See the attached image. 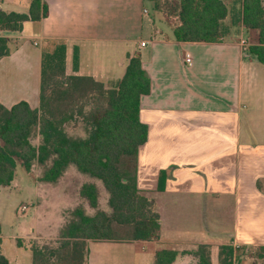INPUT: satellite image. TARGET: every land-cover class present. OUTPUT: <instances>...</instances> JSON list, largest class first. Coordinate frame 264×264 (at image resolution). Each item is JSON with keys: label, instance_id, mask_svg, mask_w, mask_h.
Masks as SVG:
<instances>
[{"label": "crops", "instance_id": "obj_1", "mask_svg": "<svg viewBox=\"0 0 264 264\" xmlns=\"http://www.w3.org/2000/svg\"><path fill=\"white\" fill-rule=\"evenodd\" d=\"M30 1L0 0V10L27 13ZM223 1L229 33L218 42L176 41L177 17L167 22L146 0H42L45 17L24 22L19 32L0 30L9 42L8 55L0 58V104L7 109L20 101L39 109L46 42L65 45V76L114 86L137 56L149 79V92L139 98L147 136L137 150L136 188L153 201L159 233L146 241L86 240V264H155L161 250L176 252L170 264H197L192 252L200 246L210 264H222V246L231 249L230 264H262L253 251L264 247V65L238 44L240 35L258 44V31L239 20L242 0ZM24 171L33 186L15 167L11 184L0 192L25 191L35 217L41 174ZM66 171L82 180L77 194L84 208V183H94L107 200L99 181L70 166ZM160 173L165 177L158 190ZM2 224L0 219V251L10 264H31L29 240L53 237L31 229L5 238Z\"/></svg>", "mask_w": 264, "mask_h": 264}, {"label": "trees", "instance_id": "obj_2", "mask_svg": "<svg viewBox=\"0 0 264 264\" xmlns=\"http://www.w3.org/2000/svg\"><path fill=\"white\" fill-rule=\"evenodd\" d=\"M46 13L42 0H31L27 13L0 10V30L19 32L24 22L38 21ZM174 13L179 21L172 31L176 41L218 42L229 33L223 23L229 14L223 0H178ZM239 20L245 28L258 31V44L244 55L264 65V0H242ZM8 53V39L0 37V58ZM64 53L62 42H46L42 49L38 110L24 101L9 109L0 104V187L11 184L17 163L26 171L34 165L42 167L40 180L48 183L56 182L73 166L101 183L110 212L97 208V186L82 184L79 196L96 212L87 215L83 205L76 206L56 242L30 240L31 264H86V240L146 241L157 237L160 230L153 201L136 188L137 150L147 136L138 117L139 98L149 92V79L139 58H130L122 78L106 87L90 77L65 76ZM76 67L74 53L72 68ZM74 115L86 127L85 136L66 133L65 126ZM164 177L160 173L158 190ZM16 245L22 247V241L16 240ZM259 251L257 257L264 264V247ZM192 254L197 264H210L204 247ZM219 255L222 264H230L226 261L231 256L229 247L222 246ZM175 257L176 252L158 251L155 264H170ZM0 264H10L1 251Z\"/></svg>", "mask_w": 264, "mask_h": 264}, {"label": "rangeland", "instance_id": "obj_3", "mask_svg": "<svg viewBox=\"0 0 264 264\" xmlns=\"http://www.w3.org/2000/svg\"><path fill=\"white\" fill-rule=\"evenodd\" d=\"M146 1L148 2L149 9L151 11L154 12L156 10L161 13L162 17L166 19L167 22H174L173 18L174 16H176L174 11L178 0ZM73 108L75 109V106ZM75 116L76 115H74V117H71V119L67 122L65 126L66 133L72 137L85 136L86 127L79 120V118ZM33 142L37 144L38 138L35 137V139H33ZM70 167L74 168L73 166ZM33 170V173L38 171L40 174L43 171L42 167L37 165L33 166ZM16 171L19 175L25 178V184L32 185V183L26 176V172L19 163L16 164ZM64 174L61 178L58 179L55 184H51L41 180L38 181L39 184L37 191L39 192L38 195L40 196V198L38 202V214L35 217L32 215L34 213V209L32 208L28 209L21 215H16V209L19 205L34 203L33 198L28 197L25 191H20L18 193L16 191H13V193L8 194L6 189L1 190L0 199L2 200V204H0V219L3 223L2 234L5 238H9L11 235L23 237L26 235V232L30 233L32 229L34 233L53 236L52 238L47 239H36V241L40 244L47 243L48 245H51L53 242H56L58 240L57 238L60 232L59 227L62 224V219L65 218V224L70 218L69 214L71 210H73L76 206L81 205L77 194V188L78 185L82 183V180L80 182L78 177H75L68 171H66V173ZM78 175L82 176L81 173H79ZM80 178H82L84 181L83 177ZM105 194L107 196L106 191ZM30 196H32V192ZM105 198L106 197L104 195L98 197L97 208L105 212H110V209L107 205V200ZM84 211L87 215H93L96 212V209H92L86 204V208H84ZM8 240L9 239H7L6 241ZM253 252H255L256 255L260 253L259 250H255Z\"/></svg>", "mask_w": 264, "mask_h": 264}, {"label": "built area", "instance_id": "obj_4", "mask_svg": "<svg viewBox=\"0 0 264 264\" xmlns=\"http://www.w3.org/2000/svg\"><path fill=\"white\" fill-rule=\"evenodd\" d=\"M144 13H146V11L144 10L143 11ZM158 32L155 31V35L157 34ZM152 39V38H151ZM238 44L240 46V49L242 51V53H245L248 48L252 45V39L250 36L246 35V36H243V35H240L238 37ZM139 46L140 47H144L145 46V42H140L139 43ZM185 62L186 63H189L190 62V57L188 54L185 55ZM29 208V205H26V204H22L20 205L18 208H17V215H21L23 214L27 209Z\"/></svg>", "mask_w": 264, "mask_h": 264}]
</instances>
